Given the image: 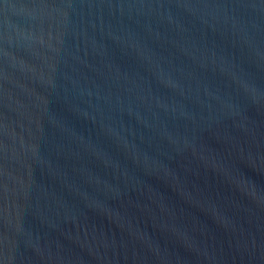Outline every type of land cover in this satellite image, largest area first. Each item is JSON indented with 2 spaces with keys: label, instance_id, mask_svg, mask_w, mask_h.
Returning <instances> with one entry per match:
<instances>
[{
  "label": "water",
  "instance_id": "water-1",
  "mask_svg": "<svg viewBox=\"0 0 264 264\" xmlns=\"http://www.w3.org/2000/svg\"><path fill=\"white\" fill-rule=\"evenodd\" d=\"M0 264H264V0H0Z\"/></svg>",
  "mask_w": 264,
  "mask_h": 264
}]
</instances>
